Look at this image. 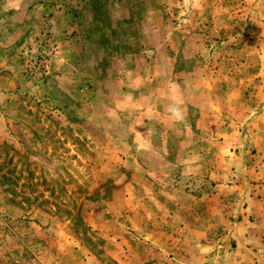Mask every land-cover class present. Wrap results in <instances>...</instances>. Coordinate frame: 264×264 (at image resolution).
<instances>
[{"label": "rangeland", "instance_id": "1", "mask_svg": "<svg viewBox=\"0 0 264 264\" xmlns=\"http://www.w3.org/2000/svg\"><path fill=\"white\" fill-rule=\"evenodd\" d=\"M0 264H264V0H0Z\"/></svg>", "mask_w": 264, "mask_h": 264}]
</instances>
